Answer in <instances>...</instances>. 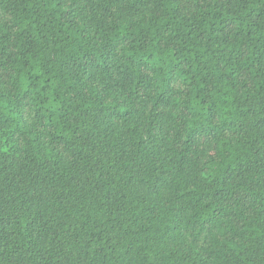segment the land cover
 I'll return each instance as SVG.
<instances>
[{
	"label": "trees",
	"instance_id": "16d2710c",
	"mask_svg": "<svg viewBox=\"0 0 264 264\" xmlns=\"http://www.w3.org/2000/svg\"><path fill=\"white\" fill-rule=\"evenodd\" d=\"M0 264H264V0H0Z\"/></svg>",
	"mask_w": 264,
	"mask_h": 264
}]
</instances>
